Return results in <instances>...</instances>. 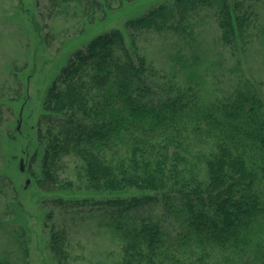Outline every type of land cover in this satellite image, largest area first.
I'll list each match as a JSON object with an SVG mask.
<instances>
[{"label": "trees", "instance_id": "16d2710c", "mask_svg": "<svg viewBox=\"0 0 264 264\" xmlns=\"http://www.w3.org/2000/svg\"><path fill=\"white\" fill-rule=\"evenodd\" d=\"M126 1L131 0L47 3L59 15L75 3L95 19ZM205 8L213 10L221 42L233 55L258 36L264 39V0L163 1L129 18L127 34L111 28L94 36L44 95L36 182L47 192L103 194L58 195L51 202H81L119 214L110 223L121 253L118 264H264L260 83L241 80L233 96L220 98L196 68L200 55L192 65L181 59L179 77L176 67L164 71L139 47L142 31L183 33L191 16ZM72 164L80 183L63 175ZM155 208L170 222L141 214ZM12 225L0 223V243L4 236L17 244L0 249V264H28L23 228ZM49 248L57 264H73L70 232L59 222L51 225Z\"/></svg>", "mask_w": 264, "mask_h": 264}, {"label": "rangeland", "instance_id": "374dc122", "mask_svg": "<svg viewBox=\"0 0 264 264\" xmlns=\"http://www.w3.org/2000/svg\"><path fill=\"white\" fill-rule=\"evenodd\" d=\"M167 0H131L121 7L97 13L92 19L75 3L67 13H50L47 0H0V223L23 228L28 249V264H57L49 248L50 228L54 222L70 232L73 264H118L121 260L118 239L110 227L119 214L100 210L81 202L61 207L51 202L54 196L65 199L103 194L86 190L47 192L36 180L41 174L37 147V121L47 88L70 57L94 36L111 28L125 34V22ZM170 1V0H168ZM183 33L144 30L139 37L140 51L164 71L176 67L184 74L181 59L203 71L207 84L220 98L233 96L241 80L259 82L264 90V39L258 36L251 47L238 55L221 42L213 10L194 13ZM208 66V68H206ZM191 70V69H190ZM243 87V86H241ZM24 170H21V159ZM81 181L72 166L63 174ZM30 179L29 183L27 180ZM52 213L48 218L47 213ZM160 208L141 213L169 219ZM15 241V240H14ZM0 249H17V244L1 239ZM14 252L11 258H17Z\"/></svg>", "mask_w": 264, "mask_h": 264}, {"label": "water", "instance_id": "95a60500", "mask_svg": "<svg viewBox=\"0 0 264 264\" xmlns=\"http://www.w3.org/2000/svg\"><path fill=\"white\" fill-rule=\"evenodd\" d=\"M21 170H24V161H23V158L21 159ZM30 179L27 180V183H29Z\"/></svg>", "mask_w": 264, "mask_h": 264}]
</instances>
